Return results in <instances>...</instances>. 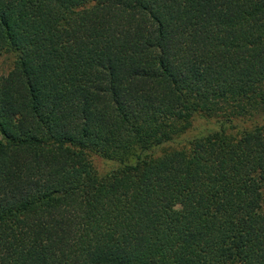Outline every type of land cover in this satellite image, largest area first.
I'll use <instances>...</instances> for the list:
<instances>
[{"label":"trees","instance_id":"obj_1","mask_svg":"<svg viewBox=\"0 0 264 264\" xmlns=\"http://www.w3.org/2000/svg\"><path fill=\"white\" fill-rule=\"evenodd\" d=\"M0 55V264H264V0H0Z\"/></svg>","mask_w":264,"mask_h":264},{"label":"rangeland","instance_id":"obj_2","mask_svg":"<svg viewBox=\"0 0 264 264\" xmlns=\"http://www.w3.org/2000/svg\"><path fill=\"white\" fill-rule=\"evenodd\" d=\"M11 66V58L9 55H0V74L6 73ZM260 121H262L260 119ZM264 121V120H263ZM247 124H250L248 121ZM214 127V123L210 122L209 120H205L202 118H197L194 120L192 127L182 134L176 141L168 144L169 147H181L185 146L188 143V140L191 139L193 136L200 134L205 129ZM157 151L161 152V149H157ZM92 161L99 173H104L111 168L116 166V163L113 161H109L103 159L97 155L92 156Z\"/></svg>","mask_w":264,"mask_h":264}]
</instances>
